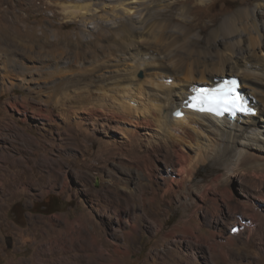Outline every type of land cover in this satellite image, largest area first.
I'll return each mask as SVG.
<instances>
[{
	"label": "rangeland",
	"instance_id": "obj_1",
	"mask_svg": "<svg viewBox=\"0 0 264 264\" xmlns=\"http://www.w3.org/2000/svg\"><path fill=\"white\" fill-rule=\"evenodd\" d=\"M142 10L146 32L76 36ZM263 24L264 0H0V264H264V134L234 152L135 132L103 80L136 53L159 83L251 40L263 61Z\"/></svg>",
	"mask_w": 264,
	"mask_h": 264
},
{
	"label": "bare ground",
	"instance_id": "obj_2",
	"mask_svg": "<svg viewBox=\"0 0 264 264\" xmlns=\"http://www.w3.org/2000/svg\"><path fill=\"white\" fill-rule=\"evenodd\" d=\"M149 21L150 14L146 10H142L138 18L133 19L129 16L122 26L117 23L118 26L116 27L118 28L111 29V26L106 28V25L100 23L95 25L96 28L93 31L81 27L77 31L76 36H80L82 40L93 41L97 38L108 36L111 33L113 34L116 31H118L117 33L133 31L139 34L148 31ZM112 26L114 27L115 25L113 24ZM257 33L258 37L256 35V39L259 38L261 40V37L264 36V24L259 27ZM252 37L253 36H251V38ZM220 40L221 39H215L212 41V44H216L220 42ZM137 42V44H139L140 39ZM257 46L256 40H251L244 45V47H240L235 54L229 53L216 60H212L209 66L204 64L203 68L199 70L200 76L197 78L192 77V71H189L187 74L190 75H186L183 79L180 78V72L174 70L167 71V76L171 79L165 83L151 82L146 78L136 79L133 76V72H135L137 68L142 71L147 68V70H149L151 66V57L153 59L155 58L154 56H157L153 52L149 55L146 54V56H144V54L142 57L148 59V62H141L143 59H140L136 53L134 56L131 55L129 57L131 58V63L135 65V69L131 70L132 73L119 72L122 75H120V78L116 77V74H114L112 79L103 80L113 93L112 96H114V101L112 106L124 110L116 115L121 116V121L124 120L129 122L133 131L136 132L137 128L144 126V124L154 126L155 131L164 136V138L170 136L189 137L195 130L205 131V140L203 141L205 150L209 147L210 141H213L215 138L217 140V147L231 149L235 152L245 147L251 139L257 138L262 140L260 135L264 134V72L257 70L259 66L258 62L260 61L259 50L255 48ZM256 55L257 59L254 60L253 56ZM260 62L264 67V58L263 61ZM228 75L239 77L241 96L255 109V114L240 115L235 119L228 120L215 118L210 113H198L184 108L182 101L197 87V85H212ZM118 79L122 80L118 82L119 84L115 83ZM88 96L89 98H93L91 94ZM90 109L88 108L89 111ZM113 109L110 107L108 108L107 113L110 114L109 116L115 115ZM178 109L181 110L183 114L181 117H174L173 112ZM95 112L97 111L95 110ZM135 139L136 138L133 137L131 141ZM179 164V173L182 175V169L186 167L187 159L180 158Z\"/></svg>",
	"mask_w": 264,
	"mask_h": 264
}]
</instances>
